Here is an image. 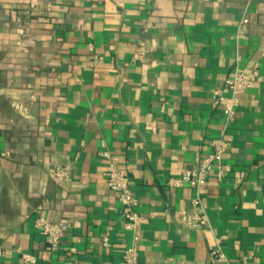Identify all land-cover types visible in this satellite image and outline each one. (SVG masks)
Listing matches in <instances>:
<instances>
[{
    "label": "crops",
    "instance_id": "0c3cea01",
    "mask_svg": "<svg viewBox=\"0 0 264 264\" xmlns=\"http://www.w3.org/2000/svg\"><path fill=\"white\" fill-rule=\"evenodd\" d=\"M140 47L144 62L133 58ZM237 63H259L263 82L227 127L226 177L202 194L210 226L186 230L178 213L193 210L196 191L167 181L220 137L212 91ZM104 149L129 172L147 219L138 264H211L219 238L230 263L264 264V0H0V264H24L22 254L124 264L132 235L107 188ZM66 165L70 180L49 175ZM39 215L64 226L58 251L48 252Z\"/></svg>",
    "mask_w": 264,
    "mask_h": 264
},
{
    "label": "built area",
    "instance_id": "2783aa9c",
    "mask_svg": "<svg viewBox=\"0 0 264 264\" xmlns=\"http://www.w3.org/2000/svg\"><path fill=\"white\" fill-rule=\"evenodd\" d=\"M249 18L244 15L239 23L238 37L245 35L249 24ZM91 57L90 68L94 77H99L98 56L92 44L89 45ZM146 51L144 48H138L134 53V60L144 62ZM263 82V76L260 73L259 63L255 64L251 72L244 71L237 63L233 69L232 75L226 79L224 84L212 91L214 104L221 107L224 115L225 128L220 137L209 143L210 151L203 155H198L195 161L187 167L184 172L176 178H170L167 181L168 188L190 187L196 191V197L193 199V210L179 211V217L182 226L186 230H201L210 226V220L202 205V194L211 178L222 181L226 177V166L223 156L226 153L229 143L225 139L227 127L234 123L239 114L242 97L249 87ZM100 156L106 161L104 177L108 190L117 196L118 201L124 208V229L131 233V243L123 249L124 264L139 263V248L141 243L140 230L147 222L138 211L139 200L134 195L131 187L130 175L127 170L119 167L114 155L104 149ZM74 174L73 166H55L49 169V175L59 181L70 180ZM35 227L45 237L48 252L58 251L62 247V237L64 226L62 224L52 223L44 216L39 215L35 221ZM105 247H110L109 237L103 240ZM68 254L76 252L74 247L68 249ZM3 250L0 248V256ZM24 264H37L38 258L30 254H22ZM209 262L211 264H232L221 245V238L217 239L216 247L209 253Z\"/></svg>",
    "mask_w": 264,
    "mask_h": 264
}]
</instances>
